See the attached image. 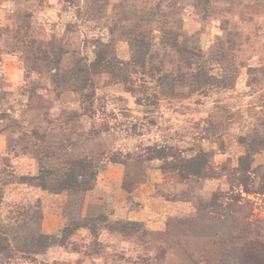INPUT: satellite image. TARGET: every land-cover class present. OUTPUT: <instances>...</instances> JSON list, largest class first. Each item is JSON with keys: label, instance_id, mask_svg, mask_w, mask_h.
I'll return each mask as SVG.
<instances>
[{"label": "rangeland", "instance_id": "obj_1", "mask_svg": "<svg viewBox=\"0 0 264 264\" xmlns=\"http://www.w3.org/2000/svg\"><path fill=\"white\" fill-rule=\"evenodd\" d=\"M86 157L90 190L37 185ZM1 233L0 264L264 249V0H0Z\"/></svg>", "mask_w": 264, "mask_h": 264}, {"label": "trees", "instance_id": "obj_2", "mask_svg": "<svg viewBox=\"0 0 264 264\" xmlns=\"http://www.w3.org/2000/svg\"><path fill=\"white\" fill-rule=\"evenodd\" d=\"M151 148V147H150ZM169 151V149H168ZM151 157L161 158L168 152L163 148H154ZM111 162H119L118 160L111 159ZM96 165L92 161V157L72 159L68 162V168L59 177H49L53 172L49 169L41 168L37 177V185L44 190L52 193H59L62 191H81L82 193L90 190L93 186V181L97 174ZM199 168L196 169V171ZM2 235V233L0 234ZM55 241L51 235L40 233L37 237V242L41 247H48ZM8 243H5L0 236V248L7 249ZM246 251L243 254L234 255L231 259L223 260V264H264V249H257ZM231 255H228V257Z\"/></svg>", "mask_w": 264, "mask_h": 264}, {"label": "crops", "instance_id": "obj_3", "mask_svg": "<svg viewBox=\"0 0 264 264\" xmlns=\"http://www.w3.org/2000/svg\"><path fill=\"white\" fill-rule=\"evenodd\" d=\"M111 168H114V166H112ZM113 182H114V185H116V187H119L121 184V178L114 179ZM148 199L145 197L143 201H147ZM174 203H177V202H174ZM177 205H179V204H177ZM146 208L147 207L140 208L138 210H134V209L130 210V209L124 208L120 212H115V213H117L116 217H118V218L119 217H127L128 219H134V220H138V221L146 220V221H149V224L152 227H159V223H158L159 221H154L153 219H151L152 217L155 218V212L152 211L151 208H148V209H146ZM112 216H114V214H112Z\"/></svg>", "mask_w": 264, "mask_h": 264}]
</instances>
